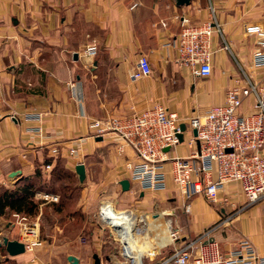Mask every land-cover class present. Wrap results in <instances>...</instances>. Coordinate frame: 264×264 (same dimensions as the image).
I'll return each mask as SVG.
<instances>
[{
    "label": "crops",
    "instance_id": "crops-1",
    "mask_svg": "<svg viewBox=\"0 0 264 264\" xmlns=\"http://www.w3.org/2000/svg\"><path fill=\"white\" fill-rule=\"evenodd\" d=\"M211 7L223 34L213 35L212 74L199 77L179 62L181 19L187 17L194 25L210 21ZM253 23L264 27V0H191L181 6L175 0H0V187L13 188L29 177L39 185L49 184L58 165L77 175L76 166L84 163L87 185L81 201L91 190L102 205L112 204L114 210L120 201L114 191L144 201L147 192L138 194L137 183L131 182L128 191L120 185L130 177L125 166L128 160L136 159L134 152L126 147L121 154L115 134L94 138L90 118L129 116L162 104L186 119L224 104L228 90L244 73L264 81V68L252 63L256 37L245 33V25ZM92 42L99 49L87 57L83 50ZM141 55L149 58L153 73L134 81L131 73ZM70 81L76 82L75 88L70 87ZM239 110L242 114L251 112L253 98H245ZM28 112H41L42 120L26 119ZM184 138L169 156H187L197 148L190 133ZM54 146L59 150L56 157L51 152ZM70 147L77 149L75 158L68 155ZM46 164L51 165L49 171L43 169ZM17 171L20 173L15 176ZM163 193L170 202L178 203V213L183 196L171 175ZM219 196L229 197L235 206H212L196 195L192 211L187 214L182 209L185 218L177 228L184 236L199 235L223 214L246 204L240 183L226 184ZM42 198L38 199L42 205L59 202ZM13 214L11 220L0 216V240L7 236L22 241L27 218ZM37 215L33 223L40 228L45 223L43 206ZM59 218L27 257H9L0 247L2 263L11 259L24 264L36 258L51 264L45 260L48 251L75 248L90 253L69 252L67 257L75 255L81 264H94L95 253L102 257L107 252L103 238L93 230L88 244L73 247V241L60 234ZM214 237L224 252L239 248L241 241L248 239L256 252L264 255V200L238 213L228 226L218 227ZM87 256H91L90 261ZM101 259L102 264H111L110 253Z\"/></svg>",
    "mask_w": 264,
    "mask_h": 264
},
{
    "label": "built area",
    "instance_id": "built-area-1",
    "mask_svg": "<svg viewBox=\"0 0 264 264\" xmlns=\"http://www.w3.org/2000/svg\"><path fill=\"white\" fill-rule=\"evenodd\" d=\"M210 9V21L194 25L189 18L182 17L177 43L179 62L199 77L212 74L213 35L223 34L214 9ZM245 33L256 37L253 66L264 68V27L257 23L247 24ZM98 49L97 43L88 44L84 55H95ZM152 73L149 58L141 55L136 69L131 73V79L135 81ZM243 75L228 90L226 102L212 106L204 115L183 119L177 112L156 104L129 116L90 118L89 130L94 138L115 134L121 154L125 153L126 147L134 152L136 159L128 160L125 167L129 171L130 181L138 184V194L166 191L171 175L183 196L182 209L187 214L192 211V200L196 195H202L214 205L235 206L229 197L221 199L219 196L221 189L229 183H240L246 198V204L235 207L232 213L223 214L216 224L195 237L184 236L171 223L170 242L163 244L154 255L144 260L137 257L140 254L134 247H138V241L146 246L144 243L151 238L147 236L155 232L149 229L151 226L144 217L146 213L138 214L136 208H116L115 212L104 214L105 205H102L97 221L100 230L109 234L114 245V252L110 255L111 264H264V255H259L248 239H243L239 248L224 252L214 237L218 227L230 224L238 213L264 200V81L255 80L246 73ZM75 86L70 83L71 88ZM247 97L253 98V110L242 114L239 109ZM25 117L41 121L42 114L28 112ZM181 123L187 125L184 137L190 133L191 143L198 145L199 141V145L190 155L169 156L171 151L183 143L178 136L182 133ZM37 129L41 131L40 127ZM194 129L197 130V136L193 133ZM51 152L53 155L59 154L58 147L54 146ZM68 155L75 158L78 156L77 149L68 148ZM169 162L170 169L167 168ZM46 168L50 169L51 165ZM36 197L50 201L58 199L40 192L36 193ZM126 213L129 214L127 218ZM149 214H153L151 219L155 220L156 213ZM116 219H121V223H116ZM22 230L25 249L33 253L42 244L39 225L26 222ZM81 240L87 242L86 238ZM166 249L168 252L163 255ZM157 255L159 259H155ZM24 264L42 263L33 258Z\"/></svg>",
    "mask_w": 264,
    "mask_h": 264
},
{
    "label": "rangeland",
    "instance_id": "rangeland-1",
    "mask_svg": "<svg viewBox=\"0 0 264 264\" xmlns=\"http://www.w3.org/2000/svg\"><path fill=\"white\" fill-rule=\"evenodd\" d=\"M86 46H85V48H86ZM83 53H84V50H83ZM70 82L74 83L76 85L75 81H70ZM34 113L42 114L41 112H34ZM42 117H43V115H42ZM190 132H192L191 128H190ZM57 155L58 154H55L54 157H56ZM47 170H49V169H47ZM64 185L67 186L66 189H64V187H65ZM86 185H87V179H85V181L81 183L79 181L78 175H74L71 173L67 178H63L61 184H55V185L53 184L50 186V188H52V189L56 188L55 193H49V192L43 193L45 195H52L53 197H55L53 194H56V196H58L59 200H60L62 198V197L60 198L61 195L63 196L65 194H68L70 192L69 188H73L72 189V195H73L72 198L69 201H67V206L65 207V210L63 209L62 212H59V213L55 212V211H57L56 210L57 208L55 206H51L49 204L48 205H46V204L42 205V202L39 201L38 200L39 198L36 197L37 192L35 193L34 199L39 201L37 211L41 210V208L43 206V217H44V222H45L44 224L42 223V225H40V230L42 233V234L40 233V236L41 235L45 236L46 233H48V231H52V229H53L52 224L54 222L55 223L57 222V217L58 218L60 217L58 223L61 226V228L63 229L60 234H62L63 236L64 235L68 236V238L73 241L72 246L74 245L75 247H79L78 244L80 243L81 247L82 246L84 247V244H88L87 242L86 243L82 242L81 238L88 239L89 237H91L90 232H92V230H93V231H97L100 239L103 238V244L106 245L107 251H108V249H110L108 251V254L110 253V255H112L114 252V248H113L114 245L111 243V239L109 237V234L102 232L100 230V227H99V224L97 221V214H98V211L101 208L100 206H102L103 202L100 203V201H99L100 197H98L97 193L93 192V190L87 191L89 195H85L81 201V195H83V191L85 190ZM90 193H93L95 195H91ZM59 194H61V195H59ZM113 194L115 197H117L120 200L119 203L117 204V209L136 208L138 210V214L146 213L145 215L150 216V217L153 214H149V213H156L157 215H159L158 217H160V215H163V217H162L163 219H161V222H163L166 225L167 224L171 225V223H172V225L174 227H179L180 224H183L185 214L182 212V209L178 210V213H177L175 207L178 205V203L170 202L171 200H168L167 197L164 196V193L162 191H160V192H147L148 196L142 202H141V199L135 198L136 200H134V198L130 197L129 194H127V193L122 194V193H118V192L114 191ZM44 199L46 201H48L46 198H42L40 200H44ZM59 200L57 199L55 201L53 200L50 202H56ZM16 214L18 215L19 213H14L13 215L16 216ZM37 214L38 213H36V215H34V216H30L29 218H27L26 219L27 223L33 224V222H36L37 221L36 218L38 217ZM11 219H13V217H10V220ZM117 220L120 221V219H117ZM151 220L152 219H150V221ZM153 222H154V220H153ZM153 222H151V224H152L151 226L154 230L155 224ZM166 225H163V226H166ZM192 225H194V221L191 222V226ZM228 225H224V226L226 227ZM100 232L102 233V237L100 235ZM182 234H184V233H182ZM154 236H155V232H153V234H150V237L152 238V239H150L151 246L153 244V237ZM179 241H180V239H179ZM41 242H42V240H41ZM159 247H161V246L158 243H156L153 247H151V248L149 247L148 250L145 252V254L147 255L150 253V255H154L156 253V250ZM64 249L57 248L54 251H48L46 253L45 260L50 261L49 263H51V264H69L67 261V254L69 252H77L78 254H80L82 256H85V253H87V255H88V253H90V250L88 252H85L86 250L85 251H78V249H75V248H71L69 251L68 250L66 251ZM169 250H170V248H168V251ZM168 251L166 249L163 252V255L167 254ZM29 254H31V252L26 251L24 254H21L22 255L21 257H24V256L27 257V256H29ZM108 254H107V252H105V253H102V257L100 254H99V256L101 258H105L106 256H108ZM154 257H156L155 259L160 258L159 255L154 256ZM90 259H91V256H87L86 260L90 261ZM2 260L3 259L0 258V262H1L0 264H17V263H14V261L12 262L11 259H10L11 262L9 261V263H2ZM93 260L94 259H92V261ZM147 263H149V260L147 261Z\"/></svg>",
    "mask_w": 264,
    "mask_h": 264
},
{
    "label": "trees",
    "instance_id": "trees-1",
    "mask_svg": "<svg viewBox=\"0 0 264 264\" xmlns=\"http://www.w3.org/2000/svg\"><path fill=\"white\" fill-rule=\"evenodd\" d=\"M47 165L50 164H46L43 168L44 170H47ZM70 174L71 172L65 170L60 164V166L58 165L56 169L54 168L52 170V176L49 180V185L45 183H41V185H39L37 184L36 179L33 180L29 177L24 178L21 182H18L13 188L0 187V216H5L6 218L10 219V216L13 213L22 214V216H25L26 218L36 215V213H38L37 210L39 201L34 199L35 193L37 191L55 193L56 188L52 189L50 188V186L53 184H61L63 178H67ZM66 188L67 186L64 187V189ZM69 189L70 192L68 194H65L63 196L59 194L61 195L60 198H62L59 200L58 203H55L54 205L57 208L56 210L59 212H62L63 209L65 210V207L67 206V201H69L73 196V188ZM109 250L110 249H108V251Z\"/></svg>",
    "mask_w": 264,
    "mask_h": 264
},
{
    "label": "water",
    "instance_id": "water-1",
    "mask_svg": "<svg viewBox=\"0 0 264 264\" xmlns=\"http://www.w3.org/2000/svg\"><path fill=\"white\" fill-rule=\"evenodd\" d=\"M175 1H176V4L179 6L188 5L191 2V0H175ZM74 58L78 59V54H75ZM180 129H181L182 133L178 134L179 140H180V142H184V139H185L184 138V132L187 129V125L185 123H181ZM193 133L195 136H197V130L196 129H194ZM98 138L100 140L102 139V137H98ZM197 143L199 145V141ZM166 150H168V148H166ZM230 150L231 149H228V151H230ZM19 173H20V171H17V172H14L13 174L16 176ZM76 173L79 177V181L81 183L84 182L86 179V176H87L86 175V166L84 163H79L76 166ZM120 185H121L123 191H128V190H130V187H131V181H130V179L125 178V179L120 181ZM103 210H104L103 211L104 214H108L110 210L115 212L114 206L112 204H108V205L104 206ZM0 247L5 248L10 257H16V256L21 255V254L26 252L25 244L22 241H19L17 239H9V237H7V236H2V240L0 241ZM67 259L70 262V264H81L80 259L75 255H69L67 257ZM93 259H94V264H102V259L98 253H95L93 255Z\"/></svg>",
    "mask_w": 264,
    "mask_h": 264
},
{
    "label": "bare ground",
    "instance_id": "bare-ground-1",
    "mask_svg": "<svg viewBox=\"0 0 264 264\" xmlns=\"http://www.w3.org/2000/svg\"><path fill=\"white\" fill-rule=\"evenodd\" d=\"M106 205H108V204H105V206ZM111 211V210H110ZM132 211V210H131ZM112 212H114V211H112ZM131 213H133V214H135V212L134 211H132ZM157 215V214H156ZM129 216V214L128 213H126V218ZM159 215H157L156 216V218H155V220H154V222H153V220H151L150 221V219H151V217H153V215L150 217V216H145L144 215V217H145V219H147V221H148V225H152L151 224V222H153L154 224H155V226H154V230H153V228H152V226L149 228L151 231H155V236L153 237V244H152V246H151V243H150V239H152V238H150V239H148L144 244H146V246L145 245H143L142 244V242L141 241H138V247H134L137 251H139V254H140V256H137L139 259H142V260H144L145 258H146V254H145V252L148 250V248L150 247H153L156 243H158L160 246H162L163 244H166V243H169L170 242V235H169V233H170V229H171V227H170V224L168 225H166V224H164L163 222H161V219H163L162 217H163V215H160V217H158ZM150 217V218H149ZM135 218H137V217H135ZM115 222L116 223H121V219H120V221H118L117 219L115 220ZM163 225H166V226H163ZM129 231H131V229L129 230ZM127 235V234H126ZM161 235V236H160ZM150 236H147V238H149ZM149 241V242H148ZM133 246H134V244H133Z\"/></svg>",
    "mask_w": 264,
    "mask_h": 264
}]
</instances>
